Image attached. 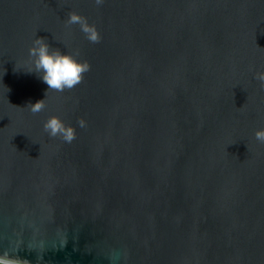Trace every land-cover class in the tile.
I'll list each match as a JSON object with an SVG mask.
<instances>
[{"label": "water", "instance_id": "obj_1", "mask_svg": "<svg viewBox=\"0 0 264 264\" xmlns=\"http://www.w3.org/2000/svg\"><path fill=\"white\" fill-rule=\"evenodd\" d=\"M35 38L87 61L82 83L46 96ZM260 71L264 0H0V254L264 264ZM51 116L76 139L50 137Z\"/></svg>", "mask_w": 264, "mask_h": 264}, {"label": "clouds", "instance_id": "obj_2", "mask_svg": "<svg viewBox=\"0 0 264 264\" xmlns=\"http://www.w3.org/2000/svg\"><path fill=\"white\" fill-rule=\"evenodd\" d=\"M97 6L104 3V0H94ZM66 25H79L80 30L85 34L90 43H99L100 34L95 25H90L86 17L76 12L68 13ZM28 55L32 64L30 72L40 74V78L48 86V92L55 91L63 93L66 90H72L82 83L84 74L90 71V64L87 61H80L76 56L69 53H62L58 49H52L45 38H35L32 46L28 50ZM78 55V53L76 54ZM255 79L260 82L264 89V71L257 72ZM45 99L38 100L35 103H29L26 108L32 114L42 112L46 105ZM81 128L86 127V122L81 119L78 122ZM44 131L52 138L59 137L66 143H71L76 139L75 128L66 125L59 117H49L43 125ZM255 139L264 143V129H259L255 133ZM0 264H17V261L7 252L0 254Z\"/></svg>", "mask_w": 264, "mask_h": 264}]
</instances>
